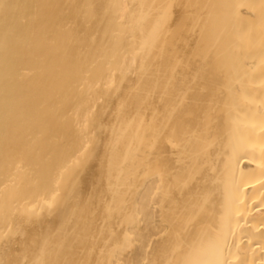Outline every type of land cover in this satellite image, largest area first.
Returning <instances> with one entry per match:
<instances>
[{"label": "bare ground", "instance_id": "bare-ground-1", "mask_svg": "<svg viewBox=\"0 0 264 264\" xmlns=\"http://www.w3.org/2000/svg\"><path fill=\"white\" fill-rule=\"evenodd\" d=\"M0 264H264V0H0Z\"/></svg>", "mask_w": 264, "mask_h": 264}]
</instances>
